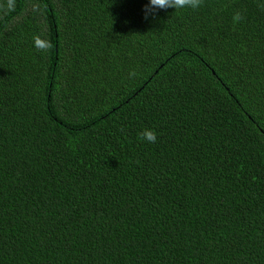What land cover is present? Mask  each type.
Segmentation results:
<instances>
[{
    "label": "trees",
    "instance_id": "16d2710c",
    "mask_svg": "<svg viewBox=\"0 0 264 264\" xmlns=\"http://www.w3.org/2000/svg\"><path fill=\"white\" fill-rule=\"evenodd\" d=\"M146 3L0 0V264H264V0Z\"/></svg>",
    "mask_w": 264,
    "mask_h": 264
},
{
    "label": "clouds",
    "instance_id": "9594fccd",
    "mask_svg": "<svg viewBox=\"0 0 264 264\" xmlns=\"http://www.w3.org/2000/svg\"><path fill=\"white\" fill-rule=\"evenodd\" d=\"M204 5V0H148V3L144 6V14L147 19L150 15L154 16L158 10H167L169 8L177 10L191 9L198 10ZM261 9H264V4L258 5ZM234 21H240L244 19L242 13L237 12L233 16ZM40 37H34L36 47L41 51H47L50 48L48 44H42L40 42ZM137 76L135 69H131L128 72V78L134 79ZM139 138L142 141H147L149 143H155L157 139V134L153 129L145 128L138 133Z\"/></svg>",
    "mask_w": 264,
    "mask_h": 264
}]
</instances>
